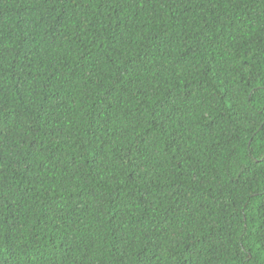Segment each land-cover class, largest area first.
<instances>
[{
	"label": "trees",
	"instance_id": "trees-1",
	"mask_svg": "<svg viewBox=\"0 0 264 264\" xmlns=\"http://www.w3.org/2000/svg\"><path fill=\"white\" fill-rule=\"evenodd\" d=\"M0 264H264V0H0Z\"/></svg>",
	"mask_w": 264,
	"mask_h": 264
}]
</instances>
